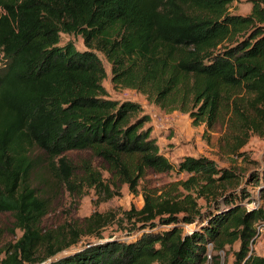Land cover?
Instances as JSON below:
<instances>
[{"label":"trees","instance_id":"trees-1","mask_svg":"<svg viewBox=\"0 0 264 264\" xmlns=\"http://www.w3.org/2000/svg\"><path fill=\"white\" fill-rule=\"evenodd\" d=\"M231 1L0 0V211L21 230L2 245L0 228L1 263L203 264L208 241L224 249L237 240L234 264H264L250 246L264 208L244 207L249 192L241 174L205 155L172 162L141 103L108 95L94 50L111 63L112 81L165 109L189 111L208 128L228 114L236 151L250 132H264V0H252L247 14L230 12ZM61 33L80 34L87 48L59 44ZM85 148L131 191L147 168L188 175L161 192L143 191V205L126 212L129 229H144L135 238L105 239L100 228L111 216L99 211L81 224L44 230L48 202L33 174L46 160L72 187L74 166L54 157ZM83 168V182L113 194L89 162ZM249 176L264 188V161ZM84 234L96 239L76 245Z\"/></svg>","mask_w":264,"mask_h":264},{"label":"rangeland","instance_id":"rangeland-1","mask_svg":"<svg viewBox=\"0 0 264 264\" xmlns=\"http://www.w3.org/2000/svg\"><path fill=\"white\" fill-rule=\"evenodd\" d=\"M252 0H232L228 10L232 13L247 14L252 6ZM72 40L78 49H86L80 34L61 33L59 44ZM101 58L106 70L103 84L108 90V95L113 98H129L141 103L143 112L150 116L146 124L152 127L151 134L156 138L160 150L175 164L186 154L205 155L213 158L220 166H232L241 174L240 184L247 186L258 185L256 176H249L257 171L264 161V132L262 134L250 132L246 142L238 150H230L236 143L234 131L231 130L227 121L228 114L217 121L211 128L206 127L203 122H195L189 111L178 108L165 109L133 87H128L112 81L111 63L106 59L104 53L94 49ZM34 154L42 156L40 149H35ZM64 156L74 166V174L71 177L72 187L66 182L60 181L50 167H45L43 162L33 174V185L39 194L43 195L48 202V210L41 220L44 230L59 229L69 223L81 224L83 217L94 211L107 213L111 216L109 221L101 228L104 238L112 237L123 240L139 236L144 229L131 227V221L127 218V211L134 206L140 208L143 205V191L156 188L157 192L168 187L169 182L185 178L187 172L156 171L147 168L143 177L137 184V190L131 191L126 182H118L112 178L109 165L92 150L69 149L54 157L58 165L59 157ZM89 162L92 167L101 173L105 183L108 184L112 195L107 197L101 188L90 185L84 179L83 164ZM116 181V182H115ZM260 207L264 208V190L260 193ZM200 202L202 200L200 199ZM166 225H158L155 228H164ZM184 229L189 230L190 225L183 224ZM0 228L3 230L1 244L15 241L21 234V230L14 225V218L9 211H0ZM147 229V228H145ZM130 233H127V232ZM95 235V234H94ZM93 234H84L76 245L80 246L88 240H94ZM77 247V246H76ZM239 247L236 240L232 244H226L224 249H216L212 246L209 250L210 258L203 264H234V251ZM257 252L264 254V244H257ZM60 251L62 255L71 252ZM0 264H3L0 262ZM21 264H28L27 262Z\"/></svg>","mask_w":264,"mask_h":264},{"label":"built area","instance_id":"built-area-1","mask_svg":"<svg viewBox=\"0 0 264 264\" xmlns=\"http://www.w3.org/2000/svg\"><path fill=\"white\" fill-rule=\"evenodd\" d=\"M247 187H248L249 194L244 198V200L242 201V204L244 205V207L246 209L259 208L260 207V205H259L260 198L259 197H260V193H261L263 187L259 184L253 185V186L248 185ZM257 244H264V216L257 218L254 221V235H253V238L251 239V242H250L251 249L256 251L257 250V247H256ZM212 246H213L212 241H208L206 243L207 260L211 256L209 253V250ZM257 253L263 254L261 252H257Z\"/></svg>","mask_w":264,"mask_h":264}]
</instances>
